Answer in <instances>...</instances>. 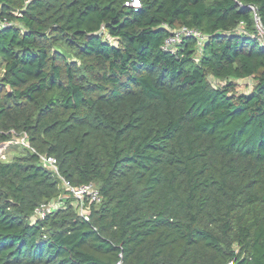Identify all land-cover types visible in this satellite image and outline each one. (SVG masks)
<instances>
[{
  "label": "trees",
  "instance_id": "obj_1",
  "mask_svg": "<svg viewBox=\"0 0 264 264\" xmlns=\"http://www.w3.org/2000/svg\"><path fill=\"white\" fill-rule=\"evenodd\" d=\"M129 1L0 0V264H264V0Z\"/></svg>",
  "mask_w": 264,
  "mask_h": 264
},
{
  "label": "built area",
  "instance_id": "obj_2",
  "mask_svg": "<svg viewBox=\"0 0 264 264\" xmlns=\"http://www.w3.org/2000/svg\"><path fill=\"white\" fill-rule=\"evenodd\" d=\"M126 5L134 8H140L141 1L130 0L126 3ZM251 9L255 11V8L253 6L251 7ZM10 25L11 23L0 21V27H6ZM169 29L171 30V34L165 39V42L162 46V49L165 51L174 50L176 46L181 44L187 37L197 39L199 45H203L208 39V37L198 28L183 26L176 30H173L171 28ZM9 144H19L23 147L31 148L32 151L37 152L36 149L30 145L27 135H24L16 141H11L9 142ZM5 147L6 144H0V156L2 159H6L7 156L6 152H4ZM39 155L43 165L47 167L55 177L58 178L62 194L56 199L41 204L36 209L33 215V219H45L54 210L63 206L65 201L71 199L74 201L73 203L77 207L79 216L84 220L89 221L91 205L98 204L102 201V196L98 186L95 183L84 184L79 187L71 185L67 181V179L61 175L58 166V160L55 157L41 154ZM118 264H122L121 261Z\"/></svg>",
  "mask_w": 264,
  "mask_h": 264
},
{
  "label": "rangeland",
  "instance_id": "obj_3",
  "mask_svg": "<svg viewBox=\"0 0 264 264\" xmlns=\"http://www.w3.org/2000/svg\"><path fill=\"white\" fill-rule=\"evenodd\" d=\"M236 82V89L238 92L247 93L250 92L254 88L255 80L253 78L243 79V80H237ZM219 84V83H217ZM12 148L10 147V150ZM20 150L10 151L7 153L8 158L13 157L15 155L21 154Z\"/></svg>",
  "mask_w": 264,
  "mask_h": 264
}]
</instances>
